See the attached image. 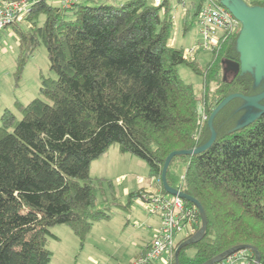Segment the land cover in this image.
Wrapping results in <instances>:
<instances>
[{
	"label": "trees",
	"instance_id": "trees-1",
	"mask_svg": "<svg viewBox=\"0 0 264 264\" xmlns=\"http://www.w3.org/2000/svg\"><path fill=\"white\" fill-rule=\"evenodd\" d=\"M12 1L27 4L22 20L10 24L19 67L42 42L50 73L40 75L35 97L16 101L20 117L9 109L0 116V264H47V241L58 238L52 226L66 224L83 239L94 221L109 217L112 202L96 203L89 167L110 145L143 159L149 176H161L170 152L196 148L211 137L207 121L196 132L199 101L208 116L231 93L264 105L263 69L241 64L225 76V61L241 59L239 31L211 64L201 66L169 44L171 14L147 0ZM216 1L229 10L236 4ZM182 64L202 76L199 90L179 76ZM212 125L211 145L174 155L167 167L171 186L170 165L184 163L178 189L196 199L207 218L203 237L183 246L177 263L204 264L247 244L264 264V111L232 97ZM188 237L176 238L174 252ZM244 250L252 264L254 252ZM168 264H176L175 258Z\"/></svg>",
	"mask_w": 264,
	"mask_h": 264
},
{
	"label": "rangeland",
	"instance_id": "rangeland-1",
	"mask_svg": "<svg viewBox=\"0 0 264 264\" xmlns=\"http://www.w3.org/2000/svg\"><path fill=\"white\" fill-rule=\"evenodd\" d=\"M49 1L60 3V0ZM236 1L242 3L248 0ZM87 2L94 3L93 0ZM201 3L205 1L186 0V11L182 7L174 11L176 18L172 21V35L169 41H172L175 47L185 50L200 41L199 26L193 13L195 6ZM9 31L13 32L11 28H6L0 37V116L5 109H9L20 117V112L15 106L16 101L26 103L35 97L40 85V75L46 76L50 71L46 48L42 42L20 68L17 38L15 35L11 37L7 33ZM239 32L241 33L239 47L244 53L243 56L241 54L239 63L256 64L249 30L241 23ZM217 54L199 48L195 51V60L204 66L208 62L211 64ZM178 74L184 82L193 84L197 90L201 88L202 76L193 72L188 65H179ZM225 76L229 79L231 74ZM214 86L210 83L211 88ZM201 106L203 108V103L199 101L198 110ZM200 122L197 120V133L205 123ZM184 169V163L179 160L170 165L172 189L179 188ZM120 175H124V178L118 181L117 179L122 177ZM148 175L147 163L136 155L121 151L117 144L110 145L104 153L94 158L90 163V176L96 188V203L101 206L104 199L112 202L109 205V217L94 221L83 239L66 224L52 226L51 232L59 238L49 237L47 241V247L52 251L51 260L47 264H128L129 261L130 263L134 261L137 257L136 252L142 251L152 238V231L146 227L149 224L148 215L140 200L126 194L125 187L127 185L130 189L136 190L139 187L136 177ZM90 256L93 257V261L89 260ZM156 264L164 263L158 260Z\"/></svg>",
	"mask_w": 264,
	"mask_h": 264
},
{
	"label": "built area",
	"instance_id": "built-area-1",
	"mask_svg": "<svg viewBox=\"0 0 264 264\" xmlns=\"http://www.w3.org/2000/svg\"><path fill=\"white\" fill-rule=\"evenodd\" d=\"M75 1L77 0H61L62 4L67 5ZM204 1L205 3L199 4L196 16L200 41L184 50L187 60H194L195 51L199 48L217 54L223 42L239 31L241 23L229 9L216 0ZM150 3L169 12L172 21L176 18L174 11L177 8L182 7L186 11V0H150ZM244 3L250 6L263 5L264 0H248ZM26 8L25 1L0 0V33L13 22L22 20ZM198 111V122H205L208 115L202 106ZM154 186L156 191L153 190ZM162 188L161 177L152 175L149 177L148 186L135 194L147 215L159 217V225L147 250L138 254L130 264H152L158 260L168 264L174 257L176 238L179 235L191 236L197 231L200 222L197 207H188L183 197L163 192ZM245 254V250H239L227 256L222 264H233L239 258H244Z\"/></svg>",
	"mask_w": 264,
	"mask_h": 264
},
{
	"label": "water",
	"instance_id": "water-1",
	"mask_svg": "<svg viewBox=\"0 0 264 264\" xmlns=\"http://www.w3.org/2000/svg\"><path fill=\"white\" fill-rule=\"evenodd\" d=\"M235 3L236 4H234L233 7L230 8V11L240 21V23H242L244 25V27L247 30H249V32H250V43H251V46L253 47L254 60L256 61L257 69H263L264 70V5H252V6H250V5L245 4L244 2L239 3L236 0H235ZM239 44H240V41H239ZM241 54H242V56L244 55L243 52H241ZM240 66H241V63H239L238 61H232V60L225 61V70L226 71H229L230 69H232V71L234 73H237L240 69ZM236 96L242 97L247 102L252 104L254 107L260 109L261 111H264V105L257 103L255 101V99H253L249 96L243 95L241 93H231V94L227 95L225 98H223L217 104V106H215V108L212 110L211 114L208 116L207 125L211 130V137L209 138V140L205 144L198 146L196 148H192V149L174 150V151L170 152L165 158L163 168H162V172H161V176H160L163 188L169 194L179 195L183 198H185V197L189 198L195 204V206L198 209L200 223H201L200 227L197 229V231L193 235H191L187 239L183 240L176 247L175 252H174V258H175L176 264H178L177 263V255H178L179 250L183 246L195 243L203 237L205 230H206V227H207V218H206V214H205L203 207L201 206V204L196 199L185 196L181 192V190L172 189L168 185V183L166 181V171H167L168 164L174 155L197 153V152L204 150L209 145H211V143L215 139V135H216L215 130H214L213 125H212L213 116L228 100H230L232 97H236ZM252 117H253V115L250 116V118H252ZM244 249H250L254 252L253 264H259L260 263V254L256 248H254L251 245L240 244V245H236V246H233L231 248L224 250L223 252L217 254L213 258L206 261L204 264H215L219 261L224 260L227 256H229V255H231V254H233L239 250H244Z\"/></svg>",
	"mask_w": 264,
	"mask_h": 264
},
{
	"label": "crops",
	"instance_id": "crops-1",
	"mask_svg": "<svg viewBox=\"0 0 264 264\" xmlns=\"http://www.w3.org/2000/svg\"><path fill=\"white\" fill-rule=\"evenodd\" d=\"M6 28H10V26H8V27H6ZM6 28H4L2 31H1V33H0V37H1V35H2V33L3 32H5V30H6ZM7 33H9V35L11 36V37H14V33L13 32H11V31H9V32H7ZM169 44L170 45H173V43H172V41H169ZM174 46V45H173ZM89 172H90V167H89ZM120 176H122V177H120V178H118L117 180L119 181V180H122V178H124V175H120ZM149 175H148V177H144V176H137L136 177V182L138 183V185H139V187L136 189V190H132V189H130L127 185H126V187H125V193L126 194H128V195H131L132 197H136V192L137 191H139L140 189H143V188H146L147 186H148V184H149ZM153 190H157V188L154 186L153 187ZM148 220H149V224L148 225H146V227H148V228H150L151 229V231H152V238H153V236H154V233H155V229L158 227V225H159V217L158 216H156V215H148V218H147ZM58 238H59V236L58 235H56ZM180 237H183V236H181V235H179L177 238H180ZM151 238V239H152ZM151 239H150V241H148L147 243H146V245L143 247V249H145L146 247H147V245H149L150 244V242H151ZM143 249H142V251H143ZM140 251V250H139ZM136 252V254H135V256L136 255H138V254H140L142 251H140V252ZM248 255H249V253H247L246 252V254H245V257L244 258H239L234 264H236V263H238V264H249L250 263V259L248 258ZM89 260L90 261H93V257L92 256H90L89 257ZM163 262V261H162ZM129 263H130V261H129ZM128 263V264H129ZM164 263V262H163ZM155 264H156V262H155ZM164 264H166V263H164Z\"/></svg>",
	"mask_w": 264,
	"mask_h": 264
},
{
	"label": "flooded vegetation",
	"instance_id": "flooded-vegetation-1",
	"mask_svg": "<svg viewBox=\"0 0 264 264\" xmlns=\"http://www.w3.org/2000/svg\"><path fill=\"white\" fill-rule=\"evenodd\" d=\"M228 74H234V72L232 71V69H230L229 71H228Z\"/></svg>",
	"mask_w": 264,
	"mask_h": 264
}]
</instances>
